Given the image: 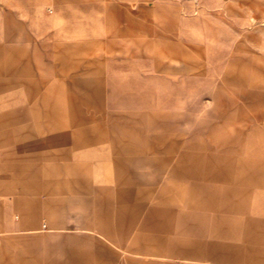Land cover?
<instances>
[{
  "label": "crops",
  "instance_id": "0c3cea01",
  "mask_svg": "<svg viewBox=\"0 0 264 264\" xmlns=\"http://www.w3.org/2000/svg\"><path fill=\"white\" fill-rule=\"evenodd\" d=\"M100 6L92 1L81 3L73 0V19L83 10L87 15H96ZM35 10L44 22L56 16L51 4L38 6ZM202 21L205 19L201 16L172 14L171 22L176 25L172 30L174 40L157 33L153 28H140V31L156 36L163 50L181 60L176 65L142 53V49L153 47L152 40L134 41L135 48L131 49L120 43L112 31L107 33L106 40L97 48L105 52L125 50L127 56L100 59L96 54L73 63L66 55L60 57L48 52L42 43L41 47L46 49L43 54L38 55L35 51L30 54L27 46L13 42L20 34L19 29L3 26L0 22V39L3 36L12 41L5 47L0 46V129L5 137L17 139L16 152L20 151L19 145H23L26 153L34 150L40 159L48 162L47 165H37L31 169L29 163L9 157L2 168L17 181L25 179L24 189L27 193L36 191L50 195L59 174V169L53 164L58 151L50 135L63 139V145L71 144L73 150L96 148L97 145L103 147L110 141L118 147L114 161L123 170L118 172L114 187H99L97 194L84 198L75 193L74 199L92 210V225L113 245L131 255L125 256L124 263H121L118 253L101 241H95L91 248H83L76 241H64L59 247L65 255L66 263L153 264L151 260L135 258L133 255L136 254L264 264V202L254 197L253 165L244 160L206 159L207 153L233 150V136L222 134L219 139L221 147L205 151L198 145L190 144L181 132H155V128L164 127V123L158 113L152 112L154 108L160 103L167 105L172 97L184 93L198 97L210 93L208 82L213 80L206 77L201 82L200 73L217 75L223 69V63L216 59L212 47L202 45L200 38L188 28ZM128 27L132 34L139 30L134 22ZM163 29L168 30L166 27ZM91 36L98 40L100 35L91 28ZM36 46L39 47L38 44ZM190 50L211 61L212 70L192 60ZM47 63L62 72L67 84L78 90L74 94L75 100L90 106L92 112L89 117L81 106L76 103L74 107L73 102L71 105L65 99L62 84L55 81L46 84L44 78L50 71ZM228 67L226 71L231 73L233 69ZM160 87H163L164 92ZM211 94L217 102L222 101L218 90ZM119 108H127L129 111L121 112ZM128 121H133L134 127L137 126L141 134L145 135L147 144L137 139L123 140L122 136L128 130L122 124ZM169 136L172 138L169 139ZM60 150H64V146ZM154 163L171 165V175L203 179L192 182L188 192L191 201L184 204L186 207H173L178 194H184L174 187L161 189L156 200L152 199L149 191L141 192L145 193L143 197H136L134 184L137 183V174L125 173L124 168ZM79 165L83 172L74 181L89 192L92 189L89 184L90 172L95 170V163L83 161ZM211 181L220 182V185H214ZM260 195H264V192ZM63 202L61 198L50 197L49 206L53 204V207L48 208L51 218L62 211ZM36 203L35 199L27 198L20 205L23 224L29 225L36 220ZM188 206H198L209 211ZM138 221L166 235L162 238L150 237L154 243H149L145 235L129 239L123 227ZM87 222L82 220V226ZM41 229H48L46 222L42 223ZM33 245H36V241ZM238 249L242 250V254H239ZM27 254L32 256L33 261L37 260L38 255L34 249L22 246L17 264L25 262ZM60 263L57 261L53 264Z\"/></svg>",
  "mask_w": 264,
  "mask_h": 264
},
{
  "label": "rangeland",
  "instance_id": "374dc122",
  "mask_svg": "<svg viewBox=\"0 0 264 264\" xmlns=\"http://www.w3.org/2000/svg\"><path fill=\"white\" fill-rule=\"evenodd\" d=\"M89 1L101 5L98 13L87 15L83 10L73 19V0H0V22L3 26H15L19 29L20 34L13 42L27 46L30 54L35 51L40 55L47 49L48 52L60 57L66 55L73 63L96 54L100 59L127 56L128 52L125 50L105 52L104 49L97 48V45L106 40L107 33L112 31L120 43L131 49L135 48L134 41L152 40L153 47L142 49V53L157 56L163 62L176 65L181 60L163 50L156 36L146 34L140 31V28H153L157 33L174 40L172 30L176 25L171 22L172 14L179 13L185 17L201 16L205 19L204 22L191 24L188 28L200 38L202 45L212 47L211 51L214 50L216 59L223 63L221 66L223 69L217 75L200 73L201 82L206 77L212 78L213 82H208L210 93L200 97L184 93L172 97L167 105L160 103L154 108L152 112L158 113L164 123V127L157 126L155 132H181L183 138L190 144L198 145L205 151H214L220 146L221 135L229 133L233 136L234 142L231 143L235 148L228 152L207 153L206 159L244 160L251 163L255 177L254 197L255 200L264 202V195H260L264 192V0H79L81 3ZM48 4L52 5L56 16L49 22H44L35 9L38 6L46 7ZM131 22L139 29L134 34L129 33L128 26ZM91 28L100 35L98 40L91 36ZM10 42L12 41L2 36L0 46L5 47ZM41 43L46 49L41 47ZM189 52L192 60L195 59L203 68L212 70L211 61L191 50ZM47 66L50 71L44 78L46 84H52L54 81L62 84L65 99H68L71 105L73 102L74 107L77 103L89 117L92 112L90 106L75 100L74 94L78 90L67 84V80L57 68L52 67L50 63H47ZM228 66L233 69L231 73L226 71ZM174 76L179 77L178 74ZM160 88L164 92L163 87ZM216 90L222 97L221 102H217L211 94ZM70 110L72 115L73 107ZM118 110L129 111L127 108ZM134 124L133 121L122 124V127L128 130L122 136L123 140L137 139L138 142L140 140L147 144V138L141 134L137 126L134 127ZM171 127H174V130H171ZM2 132L0 129V264H17L22 246L34 249L38 257L33 261L32 256L27 254L25 262L18 264H53L57 261L68 264L59 247L64 241H76L83 248L94 247L95 241H101L116 251L121 263H124L123 258L131 254L113 245L92 225V210L74 199L75 193L84 198L97 194L99 187L110 189L114 187L118 172L120 169L123 170L114 161L118 147L110 141L103 147L97 145L96 148L73 150L71 144L63 145V139L50 135L58 151L53 160V164L59 169L57 181L50 190V195L36 191L27 193L24 189L26 180L17 181L2 168L7 159L15 157L29 163L31 169L37 165H47L48 162L40 159L34 150L26 153L23 145H19L20 151L16 152L17 139L12 136L5 137ZM63 146L64 150H60ZM83 161L95 163V170L90 172L89 184L92 189L89 192L74 181L83 172L82 166L79 165ZM171 168V165L154 163L127 166L124 172L137 174V183L134 184L137 190L136 197H143L145 193L141 192L149 191L152 199L156 200L158 192L164 187L178 188L184 194H178L173 207L180 209L186 207L184 204L187 201H191L188 192L192 182L203 179L171 175ZM211 183L220 185L217 181ZM111 195L114 196V192ZM50 197L61 198L64 201L62 211L52 218L48 209L53 207L51 206L53 204L49 206ZM27 198L37 201L38 212L36 220L29 225L23 224L20 211V205ZM188 207L209 211L198 206ZM82 220L88 221L85 226H82ZM43 222H46L48 229H41ZM123 228L129 239L145 235L149 238V243H154L150 237L162 238L166 235L165 232L151 226L142 225L141 221L131 226L125 224ZM262 232L264 233V230ZM35 241L36 245H33ZM238 251L242 254L241 249ZM133 256L137 259L151 260L153 264H243L212 258H172L136 254Z\"/></svg>",
  "mask_w": 264,
  "mask_h": 264
}]
</instances>
